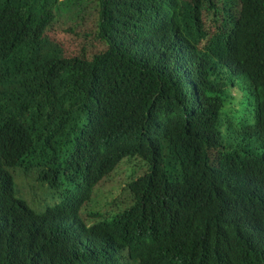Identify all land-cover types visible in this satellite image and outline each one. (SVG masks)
I'll return each mask as SVG.
<instances>
[{"label": "trees", "instance_id": "1", "mask_svg": "<svg viewBox=\"0 0 264 264\" xmlns=\"http://www.w3.org/2000/svg\"><path fill=\"white\" fill-rule=\"evenodd\" d=\"M59 2L0 0V264H264V0H97L93 58L49 46ZM137 156L134 202L85 221ZM19 170L75 191L37 210Z\"/></svg>", "mask_w": 264, "mask_h": 264}, {"label": "rangeland", "instance_id": "2", "mask_svg": "<svg viewBox=\"0 0 264 264\" xmlns=\"http://www.w3.org/2000/svg\"><path fill=\"white\" fill-rule=\"evenodd\" d=\"M62 2L68 5V10H60L67 12L65 16L67 19L63 21L57 19L55 28H49L46 33L50 39L49 46L63 57L87 55L93 58L96 53L105 50L107 45L99 35L100 11L97 0H72L73 4L71 0H60L59 3ZM227 78L229 79L228 76ZM240 81H244L242 77ZM242 82L232 88L234 97L230 98L231 102L225 108L226 122L241 108V111L253 112L252 100L246 97ZM149 170L150 164L142 157L124 159L97 185L91 199L93 203L82 210L81 217L87 222H92L101 217L112 216L117 213L119 207L124 209L129 206L134 202V194L128 189V183ZM16 176L21 195L37 210H44L47 206L55 205L75 191L74 186H66L63 181L59 186L49 188V183L44 184L39 181L34 173L27 174L19 170ZM43 188L47 191L40 194ZM33 199L34 201L31 202L30 200ZM96 210H99L101 214L94 216L91 211Z\"/></svg>", "mask_w": 264, "mask_h": 264}, {"label": "clouds", "instance_id": "3", "mask_svg": "<svg viewBox=\"0 0 264 264\" xmlns=\"http://www.w3.org/2000/svg\"><path fill=\"white\" fill-rule=\"evenodd\" d=\"M242 109V108H241ZM231 122H233V124H234V126H235V128H237V119H236V117L234 116L233 118H231ZM230 122V123H231ZM230 123L229 124H227V127L225 126V131L226 132H229V125H230ZM150 171V170H149ZM116 214V213H115Z\"/></svg>", "mask_w": 264, "mask_h": 264}, {"label": "bare ground", "instance_id": "4", "mask_svg": "<svg viewBox=\"0 0 264 264\" xmlns=\"http://www.w3.org/2000/svg\"><path fill=\"white\" fill-rule=\"evenodd\" d=\"M72 222V221H71ZM70 225H72V224H70ZM65 226V225H64ZM67 228V227H66ZM62 229V228H61ZM63 230H64V228H63ZM66 230V229H65ZM67 233H68V231H67Z\"/></svg>", "mask_w": 264, "mask_h": 264}]
</instances>
